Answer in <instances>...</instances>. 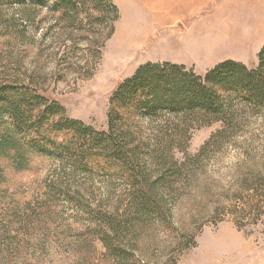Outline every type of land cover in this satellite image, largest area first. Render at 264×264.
Masks as SVG:
<instances>
[{
	"label": "rangeland",
	"instance_id": "374dc122",
	"mask_svg": "<svg viewBox=\"0 0 264 264\" xmlns=\"http://www.w3.org/2000/svg\"><path fill=\"white\" fill-rule=\"evenodd\" d=\"M113 2L118 18L97 57L79 36L61 41V32H48L49 22L37 29L35 45H15L0 35L1 62L9 54L20 58L48 97L97 130L106 128L113 91L139 65L169 61L203 73L233 59L253 67L264 44V0ZM63 52L74 58L64 59ZM242 126L193 166L170 199L169 221L145 222L129 241L134 258L122 264H264V207L254 209L256 200H264V118ZM219 128L218 122L194 127L184 147L174 148V157L196 155ZM25 155L22 168L10 156L0 157V231L8 230L13 244L19 243L9 250L8 264H111L100 239L85 231L91 224L73 205L58 201L24 216L26 207L40 203L58 166L44 154ZM84 182L91 184L95 200L117 206L120 184L104 178Z\"/></svg>",
	"mask_w": 264,
	"mask_h": 264
},
{
	"label": "trees",
	"instance_id": "16d2710c",
	"mask_svg": "<svg viewBox=\"0 0 264 264\" xmlns=\"http://www.w3.org/2000/svg\"><path fill=\"white\" fill-rule=\"evenodd\" d=\"M117 18L113 0H0V35L20 46L35 45L37 29L49 22L48 32H61V41L79 36L97 57ZM31 24L33 33L28 31ZM256 117L264 118V44L253 67L233 59L203 73L169 61L139 65L113 91L104 130L70 117L20 58L12 60L9 54L0 61V157L10 156L22 168L25 153L34 151L58 165L45 182L40 203L26 207L24 216L58 201L73 205L91 224L85 231L100 239L111 264L134 258L136 249L129 241L148 220L169 221L170 199L189 180L193 166ZM212 122L220 128L196 155L174 157V148L184 147L194 127ZM95 178L120 184L117 206L94 199L91 184L84 181ZM254 206L261 209L264 200ZM9 234L0 231L1 264H8L9 250L19 244Z\"/></svg>",
	"mask_w": 264,
	"mask_h": 264
},
{
	"label": "bare ground",
	"instance_id": "6f19581e",
	"mask_svg": "<svg viewBox=\"0 0 264 264\" xmlns=\"http://www.w3.org/2000/svg\"><path fill=\"white\" fill-rule=\"evenodd\" d=\"M212 251V250H211ZM212 253H215L218 255V250H213Z\"/></svg>",
	"mask_w": 264,
	"mask_h": 264
}]
</instances>
